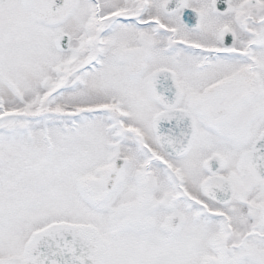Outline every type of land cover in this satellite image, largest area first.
Returning <instances> with one entry per match:
<instances>
[{
    "label": "snow or ice",
    "instance_id": "obj_1",
    "mask_svg": "<svg viewBox=\"0 0 264 264\" xmlns=\"http://www.w3.org/2000/svg\"><path fill=\"white\" fill-rule=\"evenodd\" d=\"M0 264H264V0H0Z\"/></svg>",
    "mask_w": 264,
    "mask_h": 264
}]
</instances>
